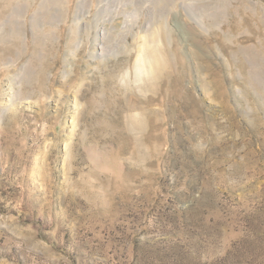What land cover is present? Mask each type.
<instances>
[{"label": "rangeland", "instance_id": "obj_1", "mask_svg": "<svg viewBox=\"0 0 264 264\" xmlns=\"http://www.w3.org/2000/svg\"><path fill=\"white\" fill-rule=\"evenodd\" d=\"M0 264H264V0H0Z\"/></svg>", "mask_w": 264, "mask_h": 264}, {"label": "bare ground", "instance_id": "obj_2", "mask_svg": "<svg viewBox=\"0 0 264 264\" xmlns=\"http://www.w3.org/2000/svg\"><path fill=\"white\" fill-rule=\"evenodd\" d=\"M102 35H104V34H102ZM103 48H105L104 46H102L101 48H100V56H102V55H104V53H105V50L103 49ZM144 54H146V55H142V56H140L139 57V62H142V60L144 59V58H146V60H148L149 61V63H150V66L148 65V68L147 67H145V69L147 70V73L148 74H157V67H156V65L158 64L157 62H159L160 60H159V55L154 51V50H152L150 53H147V52H145ZM93 57V56H92ZM154 63H157V64H155L154 65V67H153V64ZM160 63V62H159ZM161 64V63H160ZM155 67H156V69H155ZM144 68V67H143Z\"/></svg>", "mask_w": 264, "mask_h": 264}]
</instances>
